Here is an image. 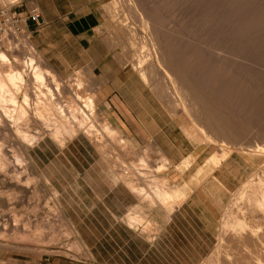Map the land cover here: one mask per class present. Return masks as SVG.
I'll return each mask as SVG.
<instances>
[{
  "label": "rangeland",
  "instance_id": "1",
  "mask_svg": "<svg viewBox=\"0 0 264 264\" xmlns=\"http://www.w3.org/2000/svg\"><path fill=\"white\" fill-rule=\"evenodd\" d=\"M55 1L58 2L60 11L63 15H65L64 17H66L67 12L72 10V12L68 15L71 19H75L79 16L81 18H89L88 21L92 28L84 34L86 38L82 40V48L79 51L74 50L72 51L73 53L67 51L65 42L60 41L59 39L57 44L54 46H48L47 42H42L40 47H37L34 41L35 38L33 36L35 31L31 28L25 29L22 25L24 20L28 21L30 11L35 7L39 8L40 10L41 3L47 6L49 3L47 0H0V11L4 10L6 12V16L10 18L12 17L11 15H15L22 26L20 27V30H17V26L13 25L12 23L3 26L2 21L4 18L0 16V42L2 40H12V42L17 40V42L25 43L27 46L32 45L40 54L45 63H47V65L54 69L57 73H60L61 76L76 78L81 75L84 79L86 94L90 93L95 101L98 100V87L103 86V90H107V94L110 95L109 99L111 105L107 107L104 105L102 100L97 101L100 102L99 105L97 104V125L99 126L103 123L104 117L107 114L108 115L105 117V119H110L111 125H113V123H118V128L122 131L121 136L124 137V140L125 138L127 139L125 140V143L128 141L126 143V147L122 148L125 143L122 144L123 146H119V141L117 143V140H110L105 137L107 143L105 148L107 151H111L113 149L115 151L116 147H120L119 149H116V153L118 154H116L115 157H117V155H121L122 157L124 156L123 160L124 158L125 160L123 162H125L124 164L126 165L122 164L124 167L119 165L121 168L118 166L119 168L117 167V170L124 169L126 166L128 167V170L126 167V169H124L126 171L123 170L121 172L119 170L116 172V170L112 169L113 167L109 163L105 162L103 158H101L102 156L96 151L94 146H92V144H90L87 139L83 137L72 140L68 139L65 147H60L56 142L50 141L49 139H44L37 145L32 147L25 145L24 148L21 149L14 136L10 132L7 133L8 136L7 134L5 135L7 138L5 136V139L3 138V144L5 145V148L9 147L11 149L8 155L9 160L12 159V157H15L9 161L11 165L10 163L8 164L10 166L7 165V170L10 174L4 175L0 173V221L2 224L9 225L7 230L1 229L3 227H0V235L3 234L4 237L0 238V264H61L64 262L82 264L83 261L89 262V260H92L95 251L91 249L90 244H96L95 242L101 238L102 233H104L106 228L103 220L105 204L113 206L116 204L129 205V201L133 199L129 192L130 188H127L126 186V188L123 187V189H125L127 192L126 194H121V197H114V194H111L113 193L111 191L109 198H107V196L106 198L104 197L106 192L109 194L108 191L115 188V183H117V181L120 180L124 184L123 178L121 179V177H119V175H121L120 173H123L122 175L124 177V172H127L126 175L129 174L127 177L125 176L124 179L128 177L133 178V182L137 179L133 184L137 186V188L144 186L143 188L147 189L151 196L144 199L138 196V200L134 198L137 200V204H135L137 205V208L131 209L128 207L126 212L122 215L123 217L121 220L124 221L126 225L131 227L134 225V229H137L139 235L147 239V241H150L153 238L161 235L160 232L162 227L169 221V219H172L171 217L173 215L169 214L170 212L167 210L168 207H163L160 204V201L152 196V181L144 182L141 180L139 178V174L136 172L133 173V170L131 169L132 166L130 164V158L134 157V153L135 155L138 153V156L140 154L143 155L144 152H149V148L153 146L154 151L158 147L171 150L172 146H175L174 148L180 146L179 150H181L182 153H178V156L173 154L170 155V157H172L177 162L190 154L195 155L196 160H193L194 163L192 167L185 173L179 172L175 168H171L169 165H167L166 169L162 170L157 175H159L160 178L163 176L171 178L167 182V185H182V187L185 189L188 187V197L193 194L200 195V199H202L201 207L208 213L213 214V217L205 218L206 222L205 219H203L201 226L202 229H204V231L209 230V232L206 234H202L197 227H191L186 223H184L181 227L183 232H179L177 227L171 223L170 245L179 243L186 247L187 253H190V250L193 249L194 245L200 247L197 250V252L200 251V256L197 255L196 251L194 252L195 264H218V261L220 264H242V258L240 257H242L241 255H244L242 252L245 251L242 244L243 240L239 242L241 239L232 235V232V234H228L232 229H229L231 227L228 226L229 231L227 232V227L223 225V223H225L223 222V219L229 217V215H227L229 210H234L232 204L236 203L237 201L239 202V200L233 198H237L238 195L235 193L238 191V189H240V185H243L242 183L248 179H251L252 177L255 178L257 171L263 174L261 169L264 168V160L261 152L256 151L258 148L256 146L259 145V143L260 145L264 144V83H262L264 82V64H261V62L264 63V34L262 33V30L264 31V0H199V2L197 0H140V2H138L139 0H135L145 15H148L154 20L156 19V22H159L158 24L155 23V21L154 23L152 21L150 23V25L152 24V27L150 26L151 29L156 28L157 33L158 31L160 33H158L160 36L157 34L159 36H157V38L159 40L161 38L165 42L170 39L172 42H166L170 48L172 47L171 45H173L171 48L173 51H171L169 48L170 50L167 52V45L165 46V42L160 40L164 44L165 48L167 47V51L165 49L166 57H168L166 58V61L169 63L167 64L169 66L171 65L170 67L172 68V71L177 69L175 73L179 76V78L177 77L178 85L179 82L181 83V85H179L180 87L182 85L184 86L188 84L189 86L187 85L186 87H188L187 90L189 94H191V97H194L195 95L197 96V94L199 97L202 95L205 103L209 102L205 105V107L203 106V108L197 106L196 103L193 105V107L190 106L189 109H185L182 104H180L181 100L175 101V99L172 97L174 94L170 92L171 88L167 89L170 85L167 83V80L161 76L162 73L160 71L155 70V72L151 74V77L155 76V79L153 77L151 78L149 74L151 72H148L150 79V81H147L149 82L148 84L147 82L142 81L140 72H138L139 69L136 68L134 64H132V59L136 57L134 50L136 51L139 45L137 44V48H135V44L133 46V43H130V41H133L132 39L129 41L130 35L133 34L131 32H134L133 28H136L134 33H136L137 37L138 34L140 36L144 35V33L140 34L142 25L137 16L138 14H136L137 12L134 9L136 7L133 5H131V7L129 4L124 2L121 4L122 1L120 2V0ZM213 3L216 4L213 5ZM227 4L229 6H227ZM206 5H208V7ZM227 10L229 13L223 12ZM215 14L218 15L217 20H214L217 18V15ZM230 14H232L233 17ZM253 14H256V16H252ZM225 15L227 17L230 15V19H235L234 21H236V23L234 22L233 24L236 26L233 25V21H229V17L227 18ZM203 16H205V18ZM201 17L203 18V21ZM247 17L251 19H248ZM245 19L248 21H245ZM216 21L221 22L222 24H219ZM222 21H224L226 25ZM205 22H207V24H205ZM212 22L215 23L213 24ZM245 22L246 28L243 26L245 25ZM250 22L252 23L253 27L255 24L257 29H255V27L253 29L251 25L249 27L248 23ZM123 23H126V25L130 24V26H126ZM229 23L230 25H228ZM42 24L43 17L41 15L40 22L36 23V25H40L41 27ZM201 24L206 25L208 29L204 25L203 26L205 29L202 28L203 26ZM208 24L211 27L214 25V27L211 28L210 26H207ZM123 25L124 27L121 28ZM117 26H119V28ZM242 26L243 28H241ZM247 28L250 29L248 30ZM82 29L83 28L79 26L76 30L78 32L82 31ZM128 29L129 32L131 30L130 33L128 32ZM214 29H216V31L218 30V32L221 31L219 33L220 35H218ZM230 30H232V33H228ZM242 30H244L247 37L249 36L248 39L251 38L250 40L245 37L246 35ZM233 31L238 35H236ZM213 32H215V34H213ZM250 32H260L258 34L260 42H258L260 43L261 47L258 48L259 43L257 46L255 45L256 48L259 49V52L257 53H255L257 49L255 47L254 49L252 46H254L253 40L257 41L256 38L258 37H256L257 35H250ZM203 33H206L205 36H203ZM221 33L223 36L225 33V37L229 38L226 40L224 37L226 41H229V44L224 41V38L222 39ZM228 34H235L238 39L240 38V42L237 41L238 39H232L236 41L235 44L232 40H230L232 35H229V37ZM58 36L60 35H55L54 38H57ZM164 36L166 37L163 38ZM212 37L213 39H221H216V42H222L223 47H226L223 45V43L226 42V45H229L227 49H230L231 47L229 52L227 51V53L225 52L226 50H222L220 53L218 52L220 50H213V48H219L221 44L219 42L217 43L220 45L216 44L215 39L213 40ZM205 38L207 41L205 40L204 43ZM247 40L249 42L251 41L253 44L251 47L249 46L250 43L247 44ZM242 42L245 43L246 50H244L245 47ZM230 43H234L235 47L237 48L232 46L233 44L230 46ZM211 44H213V46ZM130 45L131 47H134H132L133 52L131 51ZM249 47L252 50L247 51L250 49ZM0 48L4 50L6 47L0 44ZM240 51H243L244 54L241 56L242 58L239 59V54L243 53ZM128 54L129 56L132 54L133 58H129ZM258 54H262L263 57L260 55L262 59L259 58ZM244 55L249 56L248 58L250 59L255 57L257 62L255 58H252L253 60L251 59V61H253V63H251L250 60H247V56L243 57ZM126 57L129 58L127 64L125 63L127 62ZM231 57L234 59H231ZM244 58H246L245 63L247 65L250 64V67H252V65L254 66L250 68L248 65V68L247 65L244 64ZM259 59L261 61H259ZM177 60L179 62H177ZM180 60L182 61V64H180ZM233 60H235V62ZM239 60H241V63ZM257 66H259V68L261 67L260 72L257 71L259 70ZM180 71L181 73L177 74V72ZM258 72L259 74H261V72L263 73V78L258 74ZM253 73L255 76L258 74L261 77L260 80L258 79V75L254 78ZM158 81L160 83H158ZM155 83L158 85H155ZM159 84H161L160 86H163L164 84L166 87L160 88ZM154 87H156V89L159 88V92ZM190 88H196L197 90L195 91ZM193 91L194 93L197 92V94L195 93L194 95ZM101 92L103 91L101 90ZM207 105H211L212 108H214V116L219 117H217L218 119L215 117L217 120H215L216 125L213 128L214 131L212 130V127L209 126L208 120L205 117L206 110L208 108ZM114 118L117 122L114 120ZM193 118L205 125V128L206 126L210 127L204 129L203 131L199 130L201 132L200 142H198L199 140H193V138H191V124L194 123L193 121H196L193 120ZM188 119L191 121L190 123L188 122ZM181 121L185 123L182 124ZM186 122L189 123V126H187ZM219 122H221L222 125L223 122H225V125L223 126H226L227 124L230 126L227 125L226 128L221 126L220 128L219 126L221 123ZM218 123L220 125H218ZM231 125H233L232 127H234L236 133H234L233 128L230 129ZM196 126L200 128L198 124H196ZM216 126H218L217 128L221 130H218ZM207 129L213 131L212 133L214 135H219L215 137L219 138L220 140L225 139V141L228 143L221 142L220 144V142H218V146L216 145L214 147V144L210 145L203 142V140L208 137L207 134H209ZM226 129L228 132H226ZM219 131L222 133H219ZM0 134H2L1 128ZM109 144L113 147L110 146L109 148ZM251 144L255 146H252ZM146 145L148 147H146ZM19 148L21 151H19ZM133 148L136 150H134L135 152L132 150ZM254 148L255 150L253 151ZM215 149L218 151L216 154L220 155V163H217V166L216 164H212L211 166L209 165L210 167L206 165L204 167V170L206 169V171L203 170L200 172L199 168L206 164V159L215 153ZM225 149V152L228 153L224 154L222 157V152H224ZM13 151L15 152L14 156ZM110 151L107 153L111 154V156L112 154H115L114 151L113 153ZM19 153H22L21 155L25 156L26 160H24V158ZM150 153H152V151L144 155H147L146 157L151 163L157 164L159 160H156V156ZM166 154L169 155L168 153ZM16 155H19L23 162L29 165L27 172L29 176L22 175V177H24V181H26L25 185L23 186L15 185V183L10 181L11 176L14 174V168L12 167H15L17 164L15 163ZM176 156L180 157V159H177ZM140 166L142 167L144 165H139V167ZM211 167L213 169H211ZM129 169L133 174L130 173ZM214 177H216V179ZM32 178H34V180ZM27 179L30 181H28L29 184L27 183ZM184 183L187 184L185 185ZM149 185L151 188H149ZM13 188H15V190ZM16 192L18 196L15 194ZM103 197L105 198V203L102 202ZM11 202L13 203L11 204ZM178 202H180L179 204L181 205V201H177V203ZM177 203H173V210L178 208L179 204ZM130 212L134 215L136 214V216H140L137 219L138 222L135 221L136 223L133 224L128 222L129 220H127V217H129L131 214ZM225 212L226 214H224ZM167 214H169V216H167ZM15 217L19 220L18 228H20L19 234L21 236H17L18 233H14L15 227H12L13 224L18 221L15 219ZM227 219L230 220L229 218ZM224 221L227 220L224 219ZM12 228H14V230ZM223 231L226 235L223 234ZM224 235L229 236L224 238ZM29 237H32L33 239ZM10 238L11 241H9ZM13 239L14 242L16 241L17 243H13ZM23 239L25 241H23ZM177 239L179 242H176ZM27 240L33 242L29 243ZM224 241L230 244L227 245L225 243L227 246L226 247L223 245ZM234 245H236V247H233ZM231 247H233L236 251L240 249L239 252H241L243 249L241 253L237 252V254H240H238L239 258L235 254L234 249ZM232 255H235L237 259ZM226 258L229 260H226ZM234 261L235 263H232Z\"/></svg>",
  "mask_w": 264,
  "mask_h": 264
},
{
  "label": "bare ground",
  "instance_id": "2",
  "mask_svg": "<svg viewBox=\"0 0 264 264\" xmlns=\"http://www.w3.org/2000/svg\"><path fill=\"white\" fill-rule=\"evenodd\" d=\"M122 1L121 4L126 3V4H129L130 6L133 5L135 10H136V14H138V18L139 20L141 21V25H142V29L140 30V34L144 33V35H139L138 32V37L136 35V33H134L136 31V28L134 30V32L130 30L131 33H133L132 35H130V39L129 41L132 39L133 41L130 43L132 44L133 43V46L135 44V48H137V44L139 45V47L136 49V51L134 50V53L136 55L135 58L132 57V54L130 57H132V64H134L136 66V68L139 69L138 72H140V76L142 77V81H150L149 79V75H148V72H151L149 73L150 74V77H151V74H153L155 72V70H158L160 71L162 74L161 76H163L164 79L167 80V83H169L170 86H168L167 89H170L171 88V93L174 94L172 97L176 100H181L180 104H182V106L185 108V109H189L190 106L193 107L194 104H196L197 106H200L201 108H203V106L205 107V105L207 103H205V100L202 98V95L201 97L198 96L197 92H195L197 94V96L195 95L194 91V97H191L188 92V87H186L187 85H182L181 87L179 85H181V83L179 82V85H178V78L179 76L176 75L175 71H177V69H175V71H172V68L168 65L169 63L166 61L168 57H166V51L168 49L167 52H169V50L173 47V45H171L172 47L170 48L169 45H167V41L171 42L170 39L167 40L166 42L163 41V39L160 38V40H162V42H165V46L167 45V49L165 48L164 44L157 38V36L160 34L159 31L157 33V30L156 28L155 29H151L152 27V24L150 25L151 21L154 23V20L152 17H149L148 15H145L143 10L139 8V5L136 3L135 0H120V2ZM199 2V0H197ZM242 1V0H241ZM245 1V0H244ZM140 2V0L138 1ZM213 2V1H212ZM211 2V3H212ZM236 2V1H235ZM239 2V1H237ZM140 4V3H139ZM216 4V3H213V5ZM218 4V3H217ZM223 4V3H222ZM240 4V3H239ZM118 5V4H116ZM220 5V4H219ZM250 5V4H249ZM123 6V5H121ZM129 6V7H130ZM208 7V5H206ZM205 6V7H206ZM227 6H229L227 4ZM125 7V6H124ZM132 7V6H131ZM138 7V9H137ZM206 7V8H207ZM218 7V6H217ZM220 7V6H219ZM222 7V5H221ZM114 8V7H113ZM118 8V7H117ZM205 8V9H206ZM133 9V10H134ZM156 9V8H154ZM227 9V7H226ZM229 10V9H228ZM227 11H223V12H228ZM150 11V10H149ZM230 11V10H229ZM231 12V11H230ZM241 12V11H240ZM151 13V11H150ZM214 13V12H213ZM229 13V12H228ZM235 13V12H234ZM251 13V12H250ZM155 14H156V11H155ZM200 14V13H199ZM233 14V13H232ZM230 14V15H232ZM263 14V13H262ZM261 14V15H262ZM125 15V14H124ZM205 15V14H204ZM217 15V14H215ZM229 15V16H230ZM237 15V14H236ZM244 15V14H243ZM248 15V13H247ZM256 16V14H253L252 16ZM260 15V14H259ZM207 16V14H206ZM214 16V15H213ZM226 16V15H225ZM228 16V17H229ZM238 16V15H237ZM246 16V15H245ZM263 16V15H262ZM205 18V16H203ZM208 17V16H207ZM215 17V16H214ZM224 17V16H223ZM227 17V16H226ZM225 17V18H226ZM227 17V18H228ZM233 17V15H232ZM235 17V15H234ZM137 18V19H138ZM152 18V20H151ZM155 18V17H154ZM158 18V17H156ZM199 18V17H198ZM202 18V17H201ZM200 18V19H201ZM216 18V17H215ZM244 18V17H243ZM248 18V17H247ZM246 18V19H247ZM258 18V17H257ZM120 19V18H119ZM208 19V18H207ZM218 19V15H217V18L214 19V20H217ZM245 21H248L246 20ZM248 19H251V18H248ZM255 19V17H254ZM263 19V17H262ZM160 20V19H159ZM199 20V19H197ZM205 20V19H204ZM235 19H230L229 17V21H233L232 24L236 21H234ZM237 20V18H236ZM261 20V19H260ZM157 21V20H156ZM155 23H159V22H156ZM163 21V19H162ZM200 21V20H199ZM198 21V22H199ZM202 21H203V18H202ZM206 21V20H205ZM219 21V20H218ZM216 21L217 23H221V22H218ZM221 21V19H220ZM225 21V20H224ZM222 21L224 24L225 22ZM227 21V20H226ZM228 22V21H227ZM238 22V21H237ZM252 22V20H251ZM250 22V23H251ZM258 22H261V21H258ZM121 23V22H120ZM128 23V22H126ZM126 23H123L126 25ZM200 23V22H199ZM213 24L215 22H212ZM249 24V27L250 25L252 26V23ZM263 23V22H261ZM205 24H207V22H205ZM210 24V23H209ZM207 25V26H210V25ZM222 24V23H221ZM238 24V23H237ZM264 24V23H263ZM130 26V24H127L126 26ZM156 25V24H155ZM202 26L204 24H201ZM226 25V24H225ZM230 25V23L228 24ZM235 25V24H233ZM239 25V24H238ZM121 26V25H120ZM132 26V25H131ZM151 26V27H150ZM206 27V25H204ZM204 26L202 28H204ZM236 26V25H235ZM245 26L244 28H246V22H245ZM243 26L241 28H243ZM248 26V25H247ZM262 26V25H261ZM264 26V25H263ZM119 28V26H117ZM124 25L121 27L123 28ZM135 27V26H134ZM141 27V26H140ZM157 27V26H155ZM159 27V26H158ZM161 27V26H160ZM201 27V26H199ZM211 27V26H210ZM214 27V25L212 26ZM211 27V28H212ZM216 27V25H215ZM238 27V26H237ZM253 27V26H252ZM254 27H255V24H254ZM253 27V29H254ZM259 27V26H258ZM128 28V27H127ZM201 28V29H202ZM207 28V27H206ZM211 28H210V31H211ZM260 28V27H259ZM131 29V28H130ZM138 29V28H137ZM144 29V30H143ZM205 29V28H204ZM208 29V28H207ZM206 29V30H207ZM219 29V28H218ZM248 29V28H247ZM250 29V28H249ZM248 29V30H249ZM255 29H257L255 27ZM119 30V29H117ZM203 30V29H202ZM225 30V29H224ZM227 30V29H226ZM260 30V29H259ZM201 31V30H200ZM205 31V30H204ZM213 31V29H212ZM215 32H217L218 35H220L219 33L221 32H218V30L216 31V29H214ZM235 31V30H234ZM233 31V32H234ZM238 31V30H237ZM244 32V30H242ZM241 31V32H242ZM258 31V30H257ZM128 32H129V29H128ZM129 32V33H130ZM215 32H213V34H215ZM228 32V31H227ZM236 32V31H235ZM234 32V33H235ZM247 32V31H246ZM199 33V32H198ZM228 33H232V30H230ZM238 33V32H237ZM245 33V32H244ZM243 33V35H244ZM249 33V32H248ZM247 33V34H248ZM253 33V32H252ZM250 32V35L252 36H255L257 35L256 37H258V33H253L252 34ZM262 33L264 34V31L262 30ZM158 34V35H157ZM206 34V33H205ZM205 34L203 33V36H205ZM208 34V33H207ZM216 34V35H217ZM222 34V33H221ZM236 34V33H235ZM235 34H228L229 35H232L231 36V39H238L237 36H235ZM240 34V33H239ZM242 34V33H241ZM128 35V34H127ZM216 35H213L215 37H218ZM238 35V34H236ZM246 35V33H245ZM244 35V36H245ZM129 36V35H128ZM127 36V37H128ZM133 36V37H132ZM160 36V35H159ZM158 36V37H159ZM208 36V35H207ZM206 36V37H207ZM211 36V35H210ZM227 36V34H226ZM235 36V37H234ZM241 36V35H240ZM5 37V36H4ZM18 37V36H17ZM132 37V38H131ZM166 36H164L163 38H165ZM202 37V36H201ZM221 37V36H220ZM225 37V33H224V36L222 34V39ZM230 37V36H229ZM243 37V36H242ZM247 39V35L245 36ZM244 37V38H245ZM7 38V37H6ZM109 38V37H108ZM120 38V37H119ZM137 38V39H136ZM168 38V37H167ZM166 38V39H167ZM226 38V37H225ZM224 38V41H226L227 39L229 38H226L225 40ZM243 38V39H244ZM261 38V37H260ZM165 39V40H166ZM213 39V37H212ZM215 39V42H216V39L217 38H214ZM213 39V40H214ZM240 39V38H239ZM239 39L237 41H239ZM251 39V38H250ZM248 39V40H250ZM255 39V38H253ZM257 41L253 40L254 42V46H252L253 48L257 46V44L260 42L259 41V37L256 38ZM127 40V39H126ZM200 40V39H199ZM205 40L206 38L204 39V43H205ZM217 40H221V39H217ZM232 40L235 44H236V41ZM245 40V39H244ZM247 40V41H248ZM23 41V40H22ZM128 41V40H127ZM207 41V40H206ZM259 41V42H258ZM202 42V41H201ZM219 42V41H217ZM219 46V48H213L216 49V50H220L218 52L221 53L222 50H226L225 52H229V50L231 49H227L228 46L226 45L227 43L229 44V41H226L223 43V45H225L226 47H223L222 46V42H219L217 43ZM240 42V41H239ZM245 42V41H244ZM257 42V43H256ZM129 43V42H128ZM172 43V42H171ZM203 43V42H202ZM234 43H230V46H234ZM243 43V42H242ZM247 43V42H246ZM250 43V44H249ZM256 43V44H255ZM1 45H4L6 48V51L5 49L3 50L2 48H0V128L2 130V134H0V173L1 174H10L8 173V170H7V165L10 163L9 161L12 160L15 156V152L17 151H13V156L12 159L9 160V151H11V149L8 147V148H5V145L3 144V138L5 139V137L7 138L8 134L7 133H11L14 138L16 139L17 143L20 145L19 147L22 149L24 148V146H34V145H37L39 143H41L44 139H49L50 141H54L58 144V146L60 147H65L68 139H75V138H86L87 141L92 144V146H94V148L96 149V151L98 153H100V155L102 156L101 158H103V160L107 163H109L114 169L116 170V172H118L119 170L122 172L124 169H126V167L124 169H119L117 170L120 166L119 165H126L124 164L125 162H123L125 160H123V157L121 155H117V157H115L116 154V149H119L120 147H116L115 151L114 149L113 150H109L111 153H113L114 151V155L112 154H108L109 151L106 150L105 146L107 145L106 143V138L107 139H110V140H117V143L119 141L120 145L119 146H123L122 144L125 143V140H127L125 138L124 140V137L121 136L122 134V131L118 128V124H115L113 123V125L110 124V119L106 118L105 117L108 115H106L104 117V121L101 125H97V120L98 118H96V112H97V104L99 105L100 102H97L98 100H102L101 98V94L100 92L97 93V101H95L93 99V96L89 94H86V90H85V83H84V79L82 78V76L80 75L79 77H63L61 76L60 73H57L54 69H52L50 66L47 65V63H45V61L42 59V57L40 56V54L35 50V48L32 46V45H25V43H21V42H17L16 41H13L12 40H2L0 42ZM200 44V43H199ZM238 44V42H237ZM244 44V47L246 50V46H245V43ZM242 44V45H243ZM249 46L251 47V45H253L251 43V41L248 43ZM129 45V44H127ZM201 45V44H200ZM213 46V44H211ZM210 45V46H211ZM241 45V44H240ZM256 45V46H255ZM114 46V45H113ZM132 46V47H133ZM202 46V45H201ZM217 46V45H216ZM222 46V47H221ZM127 47V46H126ZM131 47V45H130ZM132 47H131V51H132ZM233 47V48H234ZM240 47V46H239ZM248 47V46H247ZM249 47V48H250ZM260 43L258 45V48H260ZM134 48V47H133ZM170 48V49H169ZM237 48V47H235ZM234 48V49H235ZM242 48V47H241ZM248 48V49H249ZM254 48V49H255ZM166 49V51H165ZM210 49V48H209ZM253 49V51H254ZM257 49V48H256ZM262 49V48H261ZM215 50V51H216ZM252 50L251 48L247 51H250ZM259 49L256 50L255 53L259 52L258 51ZM171 51H173L171 49ZM175 51V50H174ZM177 51V50H176ZM245 51V52H247ZM133 52V51H132ZM131 52V53H132ZM209 52V51H208ZM217 52V53H218ZM227 52V53H228ZM240 52H243V51H240ZM239 52V53H240ZM252 52V51H251ZM250 52V53H251ZM262 52V51H261ZM39 55H38V54ZM133 53V55H134ZM216 53V54H217ZM219 53V54H220ZM232 53V52H231ZM238 53V54H239ZM248 53V52H247ZM253 53V52H252ZM264 53V52H263ZM169 54V53H167ZM204 54V53H203ZM237 54V55H238ZM244 54V52L242 54H239L238 57L239 59L242 58L241 56ZM134 55V56H135ZM178 55V54H177ZM223 55V54H222ZM225 55V54H224ZM232 55V54H231ZM250 55V54H249ZM254 55V54H253ZM262 56V54H260ZM260 55L258 54L259 58L262 59L260 57ZM233 56V55H232ZM247 56V55H246ZM245 55L243 57H246ZM251 56V55H250ZM249 56H247L246 58H248ZM263 57V56H262ZM127 58V57H126ZM126 59L127 62H125L126 64L128 63V59ZM226 58V57H225ZM237 58V57H236ZM235 58V59H236ZM246 58H244V64H246ZM253 58V57H252ZM251 58V59H252ZM255 58V57H254ZM253 58V59H254ZM264 58V57H263ZM231 59H234L233 57H231ZM250 58H248L247 60H250ZM252 59V60H253ZM259 59V61H261ZM124 60V59H123ZM242 60V59H241ZM241 60H239V62L241 63ZM256 62H257V59L255 58ZM120 61V60H119ZM130 61V60H129ZM216 61V60H215ZM219 61V60H218ZM235 62V60H233ZM242 61V62H243ZM263 61V60H262ZM131 62V61H130ZM177 62H179L177 60ZM180 64H182V61L180 60ZM217 62V61H216ZM255 62V61H254ZM255 62V64H256ZM168 63V64H167ZM226 63V62H225ZM238 63V62H237ZM239 63V64H240ZM250 63V62H249ZM251 63H253V61H251ZM175 64V63H174ZM173 64V65H174ZM221 64V63H219ZM218 64V65H219ZM232 64V63H231ZM243 64V63H242ZM261 64H264L261 62ZM186 65V64H185ZM184 65V66H185ZM207 65V64H206ZM217 65V64H216ZM247 65V64H246ZM249 67L251 66L250 64H248ZM247 65V67H248ZM260 65V64H258ZM254 65H252L253 67ZM261 66V65H260ZM177 67V66H175ZM239 67V65H238ZM245 67V66H244ZM248 67V68H249ZM250 67V68H252ZM260 72V68L259 66H257ZM187 68V67H186ZM247 68V69H248ZM182 69V68H181ZM185 69V68H184ZM246 69V67H245ZM263 69V68H262ZM261 69V71H262ZM136 70V69H135ZM253 70V69H251ZM264 70V69H263ZM137 71V70H136ZM179 71V69H178ZM182 71V70H181ZM180 72H177V74L181 73ZM250 71V70H249ZM183 72V71H182ZM258 72V74H259ZM250 73V72H249ZM254 74V73H253ZM256 74V76L258 75ZM262 72L261 74V77H262ZM157 75V74H156ZM252 75V74H250ZM258 75V79L260 80V76ZM160 76V77H161ZM255 74H254V78L256 77ZM153 77V76H152ZM151 77V78H152ZM155 77V76H154ZM153 77V78H154ZM159 77V78H160ZM178 77V78H177ZM253 77V76H252ZM264 77V76H263ZM262 77V78H263ZM157 78V77H156ZM162 78V79H163ZM244 78V77H243ZM256 78V79H257ZM155 79V78H154ZM161 79V80H162ZM181 79V78H180ZM257 79V80H258ZM153 80V79H151ZM158 80V79H157ZM165 81V80H164ZM250 81V80H249ZM152 82V81H151ZM149 84V82H147ZM158 83H160L158 81ZM187 83V82H186ZM256 83V82H255ZM264 83V82H262ZM262 83L260 82V84L262 85ZM165 84V83H164ZM163 86H160L161 84H159V87H166V85ZM257 84V83H256ZM97 85V84H96ZM155 85H158L155 83ZM153 85V86H155ZM189 86V85H188ZM196 86V85H195ZM200 86V85H199ZM98 87V86H97ZM193 87V86H192ZM204 87V86H203ZM156 89V87H154ZM194 88V87H193ZM193 88H190V89H193ZM159 89V88H158ZM156 89V90H158ZM166 89V88H165ZM201 89V88H199ZM193 90H197L196 88L193 89ZM192 91V90H190ZM204 91V90H203ZM154 92V91H153ZM159 92V90H158ZM168 92V91H167ZM169 92V93H170ZM156 93V92H155ZM92 94V93H91ZM95 94V92H94ZM159 94V93H158ZM189 94V95H188ZM201 94V92H200ZM156 95V94H155ZM170 95V94H169ZM166 96V95H165ZM210 97V96H209ZM165 98V97H164ZM172 98V99H173ZM171 99V100H172ZM173 99V100H174ZM166 100V99H165ZM169 100V99H168ZM172 100V101H173ZM204 100V101H203ZM162 101V100H161ZM164 101V100H163ZM172 103V102H171ZM177 103V102H175ZM173 104V103H172ZM199 104V105H198ZM202 106H201V105ZM215 104V103H213ZM179 105V104H178ZM179 107V106H178ZM181 107V106H180ZM196 107V106H195ZM207 110H206V118L208 120V123H209V126L212 127V130L213 128L215 127L216 125V122L215 120H217L219 117L218 116H214V108H212V106L210 105H207ZM194 109V108H193ZM179 111V110H178ZM185 111V110H184ZM188 111V110H187ZM205 111V110H204ZM216 111V110H215ZM221 111V110H220ZM191 112V110H190ZM185 113V112H184ZM195 113V112H194ZM201 113V112H200ZM178 114V113H176ZM202 114V113H201ZM181 115V113H180ZM192 115V114H191ZM203 115V114H202ZM201 115V116H202ZM219 115V113H218ZM183 116V115H182ZM195 116V115H194ZM197 116V115H196ZM221 116V115H220ZM178 117V116H177ZM185 117V116H184ZM203 117V116H202ZM217 119H216V118ZM196 118V117H195ZM222 118V117H220ZM187 120V119H185ZM193 120H196L193 118ZM221 120V119H220ZM223 120V119H222ZM182 122V121H181ZM188 122L190 123L191 121L188 119ZM195 123L191 124V130H190V133H191V138H193V140H199L198 142L201 141V136H200V131L208 128L206 126L205 128V125H203L201 122H198V120L196 121H193ZM185 123V122H184ZM182 122V124H184ZM187 123V122H186ZM189 123H187V126H189ZM221 123V122H219ZM218 123V125H220ZM99 124V123H98ZM196 124H198V126L200 128H198L196 126ZM231 124V123H230ZM193 125V126H192ZM208 125V124H206ZM223 125H225V122H223ZM222 123L221 125L219 126L221 128V126H223ZM228 125V124H227ZM226 125V126H227ZM226 126H223L226 128ZM230 126V125H228ZM233 125H231V128H233V131L234 133L235 132V129L234 127H232ZM209 127V128H210ZM218 126H216L217 128ZM250 128V127H249ZM218 129V128H217ZM188 130V129H187ZM200 130V131H199ZM218 130H221V129H218ZM227 130V129H226ZM245 130V129H244ZM262 130V129H261ZM186 131V130H185ZM208 133L206 137V139L203 140V142L207 143V144H214V147L217 145L218 142H224V143H228L225 141V139H222L220 140L219 138L215 137L217 135H214L212 132L214 131H211V130H208ZM232 131V132H233ZM259 131V130H258ZM216 132V131H215ZM218 132V131H217ZM221 131H219L220 133ZM228 132V130L226 131ZM231 132V131H230ZM252 132V131H251ZM260 132V131H259ZM189 133V135H190ZM222 133V132H221ZM246 133V132H245ZM250 133V132H249ZM7 134V136H5ZM213 134V135H212ZM255 134V133H254ZM188 135V136H189ZM206 135V134H204ZM221 135V134H220ZM231 135V133H230ZM243 135V134H241ZM253 135V134H252ZM5 136V137H4ZM219 136V135H218ZM248 136V135H247ZM106 137V138H105ZM204 137V136H203ZM245 137V135H244ZM262 137V136H261ZM260 137V138H261ZM108 142V141H107ZM128 142V141H127ZM126 142V143H127ZM195 142V141H194ZM232 142V141H231ZM116 143V144H117ZM126 143L125 145L122 147H126ZM129 143H130V140H129ZM115 144V143H113ZM262 144V143H261ZM148 145V144H147ZM146 145V147H148ZM225 145V144H223ZM252 145V144H251ZM257 145V144H256ZM15 146V145H14ZM110 145L109 144V148H110ZM115 146H118V145H115ZM128 146V145H127ZM144 146V145H143ZM218 146V145H217ZM252 146H255V145H252ZM16 147V146H15ZM113 147V146H112ZM145 147V148H146ZM150 147V146H149ZM221 147V146H220ZM224 147V146H223ZM234 147V146H233ZM246 147V146H245ZM256 147H258L256 149V151H259L261 152L262 154V157H263V160H264V144L263 145H257ZM19 148V149H20ZM30 148V147H29ZM59 148V147H58ZM107 148V149H109ZM230 148V147H229ZM248 148V147H247ZM252 148V147H251ZM21 149L19 151H21ZM136 149V147H135ZM134 148L132 149L133 151L135 150ZM221 149V148H219ZM227 149V148H226ZM226 149L224 150V152H222V157L224 156V154H227L228 152H225ZM236 149V148H235ZM128 150V149H127ZM130 150V149H129ZM144 150V149H143ZM142 150V151H143ZM223 150V149H222ZM221 150V151H222ZM234 150V149H233ZM242 150V149H241ZM255 150V148L253 149V151ZM121 151V150H120ZM123 151V150H122ZM125 151V149H124ZM136 151V150H135ZM134 151V152H135ZM150 154H154L155 159L159 160L157 162V164H154V163H151L150 160L144 155V154H147L149 152H151ZM255 151V152H256ZM108 152V153H107ZM138 152V151H137ZM136 152V153H137ZM149 152H144V154H140L138 156V153L137 155H135L134 153V157L133 158H130L131 159V169L133 170V173L136 172L137 174H139V178L141 180H143L144 182H151L152 181V196H154L157 200L160 201V204L167 208L168 212H170V215H172V211L173 210V203L177 201H181V204H183L182 202L186 201L188 199V195H187V189H185L184 187H182V185H177V186H170L167 185V182L171 179V178H167L166 176H163V177H159V175H157L159 172H161L162 170L166 169L167 165H169V167L171 168H175L176 170H178L179 172H183L185 173L187 170H189L193 163H194V159L196 160V157L194 154H190L188 156H186L184 159L182 158V160L180 161H176L174 160L172 157H170V155H167L166 152L158 147L155 151H154V146L153 147H150L149 148ZM154 152V153H153ZM218 151L217 149H215V153H213L212 156H210L208 159H206V164L204 166H202L200 169V172H202L204 170V167L206 165H215L217 166V163L219 164L220 163V155L219 154H216ZM250 152V151H249ZM258 152V153H259ZM24 153V152H23ZM27 153V152H26ZM125 153V152H124ZM132 153V152H131ZM248 153V151H247ZM252 153V152H251ZM17 154V153H16ZM20 154V153H19ZM22 154V153H21ZM20 154V155H21ZM28 154V153H27ZM260 154V155H261ZM11 155V153H10ZM25 155V154H23ZM129 155V154H128ZM133 155V154H132ZM259 155V154H258ZM22 156V155H21ZM114 156V157H113ZM136 156V157H135ZM25 159V156H22ZM153 157V155H152ZM261 157V156H260ZM176 158V157H175ZM129 159V160H130ZM29 160V159H28ZM17 161V162H16ZM15 163L16 166L12 167L14 168V174L11 176V179L10 181L15 183V185H18V186H23L25 185V182L24 181V177H22V175H25V176H29L27 174L28 172V164H25V162H23V160L19 157V155H16V160H15ZM14 164V163H13ZM11 165V163H10ZM8 165V166H10ZM15 165V164H14ZM122 165V166H123ZM139 165H144V166H140ZM119 166V167H118ZM209 166V167H210ZM118 167V168H117ZM124 167V166H123ZM262 167V166H261ZM264 167V166H263ZM121 168V167H120ZM9 169V168H8ZM211 169H213L211 167ZM264 168H262L261 170L263 171V174L258 172L255 174V178L252 177L251 179H248L246 180L244 183H242L243 185H240V189H238V191H236L235 194H237V198H233V199H236V200H239V202L237 201L236 203L232 204L231 206L234 208V210H229L228 214L229 217H226L224 219H226L227 221H224L223 219V225L226 226L227 228V232L229 231L228 230V226L231 227L229 229H232L228 234L231 233L232 235L236 236L237 238L241 239L239 242H241L243 240V246H244V252L243 249H242V253H244V255H241L242 258V264H264ZM127 170H128V167H127ZM130 170V169H129ZM168 170V169H167ZM207 170H208V167H207ZM126 171V170H124ZM198 171V170H197ZM206 171V169L204 170ZM129 172V171H128ZM199 172V171H198ZM120 173V172H119ZM127 172H124L125 176L127 177ZM130 173L131 170H130ZM132 173V174H133ZM12 174V173H11ZM121 175L123 173H120ZM162 174V173H161ZM206 174V173H204ZM2 175V176H4ZM119 175V177H121V179L123 178L124 180V184L126 185V187L130 188V191H132L134 194H136L137 196H140L142 199L144 198H147V197H150V192H148L147 189L143 188L144 186L142 187H138L135 186L133 183L137 180H134V182L132 181L133 178H125L123 177V175L121 176ZM47 176V175H46ZM131 176V174H130ZM138 176V175H137ZM203 176V175H202ZM210 176V175H209ZM33 177V176H32ZM28 178H31V177H28ZM39 178V177H38ZM134 178H135V174H134ZM209 178V177H208ZM216 179V177H214ZM26 179V178H25ZM34 180V178H32ZM37 179V178H36ZM35 179V180H36ZM8 180V179H7ZM31 180V179H30ZM47 180V178H46ZM45 180V181H46ZM29 180L27 179V183L29 184L28 182ZM49 181V180H48ZM7 182V181H6ZM47 182V181H46ZM34 183V182H33ZM170 183V182H169ZM140 184V183H139ZM147 184V183H146ZM151 184V183H150ZM185 184V183H184ZM183 184V186H184ZM187 184V183H186ZM185 184V185H186ZM29 186V185H28ZM203 187V186H202ZM149 188L150 185H149ZM239 188V187H238ZM11 189V188H10ZM15 190V188H13ZM237 189V188H236ZM36 190V189H35ZM147 190V191H145ZM2 191V189H1ZM189 191V190H188ZM19 192V191H18ZM203 192V191H202ZM5 193V192H4ZM22 193V192H20ZM2 194V193H1ZM14 194V193H13ZM17 195V192L15 193ZM19 194V193H18ZM23 194V193H22ZM204 194V192H203ZM4 195V194H3ZM191 195V194H190ZM210 195V194H209ZM18 196V195H17ZM2 197V196H1ZM212 197V196H211ZM7 198V197H6ZM16 198V197H15ZM196 198V197H195ZM208 198V197H207ZM212 199V198H211ZM13 200V198H12ZM19 200V198H18ZM147 200V199H145ZM202 200V199H201ZM221 200V199H220ZM212 201V200H211ZM13 202H11L12 204ZM154 203V202H153ZM180 202H178L177 204H179ZM1 204V203H0ZM236 204V205H235ZM180 205V204H179ZM185 205V204H184ZM220 206V205H219ZM8 207V206H7ZM236 207V208H235ZM11 208V207H10ZM208 208V207H207ZM227 208V207H226ZM61 209V208H60ZM229 209V208H228ZM226 209V210H228ZM232 209V208H231ZM10 210V209H9ZM14 210V209H13ZM171 210V211H170ZM13 212V211H12ZM133 212V211H132ZM172 212V213H171ZM131 213V212H130ZM15 214V213H14ZM139 214V213H138ZM226 214V212L224 213ZM226 215V216H227ZM10 216V215H9ZM16 216V215H15ZM59 216V215H58ZM4 217V216H3ZM12 217V216H10ZM138 217L140 216H136V214L134 215L133 213H131L129 215V217H127L129 220L128 222H130L131 224L133 223H136L135 221L138 222ZM13 218V217H12ZM227 218H229L230 220H228ZM14 219V218H13ZM16 220H18V218L15 217ZM139 220H142V219H139ZM15 221V220H14ZM18 222H15L13 224L12 227H15V232L14 233H18L17 236H19L20 234V228H18ZM141 222V221H140ZM46 223V222H45ZM11 224V223H10ZM150 224V223H149ZM148 224V225H149ZM41 225V224H40ZM52 225V224H51ZM8 226L9 225H6V224H2V222L0 221V227H3L1 229H4V230H7L8 229ZM43 226V225H42ZM134 227V225H132ZM223 226V228H224ZM14 230V228H12ZM26 230V229H25ZM28 230V229H27ZM225 230V229H224ZM3 231V230H1ZM17 231V232H16ZM13 232V231H11ZM24 232V231H23ZM226 232V233H227ZM5 233V231H4ZM8 233V232H7ZM13 233V234H14ZM22 233V232H21ZM11 234V233H10ZM23 234V233H22ZM76 234V233H75ZM223 234L224 231H223ZM12 235V234H11ZM15 235V234H14ZM29 235V234H28ZM36 235V233H35ZM226 235V234H225ZM223 236L224 238L225 237H228V236ZM21 236V235H20ZM31 236V235H30ZM38 236V235H37ZM36 236V237H37ZM233 236V237H234ZM3 237V234L0 235V238ZM14 237V236H12ZM11 237V238H12ZM27 237V236H25ZM58 237V236H57ZM222 237V238H223ZM231 237V236H230ZM229 237V238H230ZM4 238V237H3ZM2 238V239H3ZM11 238L9 239V241H11ZM18 238V237H17ZM29 238H32V237H29ZM232 238V237H231ZM6 239V237H5ZM8 239V238H7ZM33 239V238H32ZM30 239V240H32ZM40 239V238H39ZM42 239V238H41ZM54 239V238H53ZM228 239V238H227ZM16 240V238H15ZM18 240H21V239H18ZM30 240L28 241L29 243L33 242ZM231 240H234V239H231ZM4 241V240H2ZM6 241V240H5ZM13 243L14 242V239L12 240ZM23 241H25L23 239ZM37 242V241H36ZM223 242V241H222ZM17 243V242H16ZM23 243V242H21ZM46 243V242H45ZM226 241H224V244L225 245ZM1 244V242H0ZM20 244V243H19ZM227 245H229L230 243H226ZM236 244V242H235ZM239 244V243H238ZM8 245V244H6ZM22 245V244H21ZM28 245V243H27ZM41 245V244H40ZM222 245V243H221ZM220 245V246H221ZM222 245V246H223ZM232 245V244H231ZM30 246V245H29ZM32 246V245H31ZM35 246V245H34ZM226 246V245H225ZM25 247V246H24ZM28 247V246H27ZM227 247V246H226ZM225 247V249H226ZM233 247H236V245H234ZM231 247V248H233ZM240 247V246H239ZM31 248V247H30ZM37 248V247H36ZM219 248V247H218ZM238 248V247H237ZM35 249V248H34ZM234 249V248H233ZM31 250V249H30ZM223 250V249H222ZM240 249H238V251H236L234 249V252L235 254L238 256L239 258V252ZM225 252V251H224ZM231 252V250H230ZM233 252V251H232ZM237 252H239L237 254ZM88 253V252H87ZM221 253V252H220ZM229 253V252H228ZM224 255V254H222ZM227 255V254H225ZM229 255V254H228ZM231 255V253H230ZM215 256V255H214ZM232 256H235V255H232ZM233 258V257H232ZM236 258V256L234 257ZM231 259V258H230ZM237 259V258H236ZM226 260H229L226 258ZM239 261V260H237ZM236 261V262H237ZM207 262V261H206ZM228 262V261H227ZM223 263V261H222ZM232 263H235L232 262ZM241 263V261H240ZM213 264V263H212ZM218 264L219 261H218ZM227 264V263H225ZM230 264V263H229ZM236 264V263H235Z\"/></svg>",
  "mask_w": 264,
  "mask_h": 264
},
{
  "label": "crops",
  "instance_id": "3",
  "mask_svg": "<svg viewBox=\"0 0 264 264\" xmlns=\"http://www.w3.org/2000/svg\"><path fill=\"white\" fill-rule=\"evenodd\" d=\"M47 1H49L47 6L42 3L40 4L41 15L43 17V24L41 27L30 19H28V21L24 20L22 25L25 29L31 28L35 31L33 36L37 47H40L42 42H47L48 46H54L59 39L65 42L67 51H79L82 48V40L86 38L84 34L92 28L88 21L89 18L86 19L79 16L75 19H71L68 15L72 10L67 12L66 17H64L65 15L60 11L57 1ZM19 26L22 27L21 23H19ZM79 26L83 29L77 32L76 29ZM55 35L60 36L54 38ZM98 90L104 105L107 107L110 106V95L107 94V90H103V86L98 87ZM101 90L103 92H101ZM174 147L172 146L171 150L162 149L169 155L173 154L178 156V153H182V151L179 150L180 146H177V148ZM177 159H180V157H177ZM125 186L126 185L120 180L117 181V183H115V188L109 190V194L106 192L104 197L106 198L107 196V198H109L110 191L113 192L111 194H114V197H121V194H126L127 192L123 189V187L126 188ZM129 192L131 197H133V199L129 201V205L116 204L113 206L105 204L103 220L106 228L101 238L95 242L96 244H90L91 249L95 251L93 259L89 260V262L83 261L82 264H195L194 252H197L200 247L194 245L190 253H187L186 247L179 243L170 245V225L173 223L179 232H183L181 227L184 223L194 228L197 227L202 234L209 232V230L204 231L201 226L203 219L213 217V214L208 213L201 207V196L198 194L189 196L186 201L182 202L183 204L172 211V219H169L162 227L160 232L161 235L147 241V239L139 235L137 229L126 225L125 222L121 220L123 217L122 215L126 212L128 207L131 209L137 208L135 204H137L139 198L132 191L129 190ZM104 197L102 198L103 203L106 202ZM169 214H167V216H169ZM176 242H179V240L177 239ZM199 252L200 251L197 252L198 256L201 255ZM61 264L81 263L64 262Z\"/></svg>",
  "mask_w": 264,
  "mask_h": 264
},
{
  "label": "built area",
  "instance_id": "4",
  "mask_svg": "<svg viewBox=\"0 0 264 264\" xmlns=\"http://www.w3.org/2000/svg\"><path fill=\"white\" fill-rule=\"evenodd\" d=\"M0 16H2L4 18L2 21L3 26H5L9 23H12L13 25L17 26V30H20L19 20L17 17H15V15H11L12 17L10 18V17L6 16V12L4 10H1ZM29 19L36 22V23L40 22L41 13H40L39 8L35 7L30 11ZM2 29H3V27H2Z\"/></svg>",
  "mask_w": 264,
  "mask_h": 264
}]
</instances>
